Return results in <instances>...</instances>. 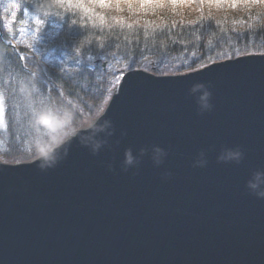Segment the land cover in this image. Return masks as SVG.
Here are the masks:
<instances>
[{
  "label": "water",
  "instance_id": "95a60500",
  "mask_svg": "<svg viewBox=\"0 0 264 264\" xmlns=\"http://www.w3.org/2000/svg\"><path fill=\"white\" fill-rule=\"evenodd\" d=\"M102 110L110 126L52 167L0 160V264H264V199L249 188L264 190V54L129 70Z\"/></svg>",
  "mask_w": 264,
  "mask_h": 264
},
{
  "label": "trees",
  "instance_id": "16d2710c",
  "mask_svg": "<svg viewBox=\"0 0 264 264\" xmlns=\"http://www.w3.org/2000/svg\"><path fill=\"white\" fill-rule=\"evenodd\" d=\"M11 2L21 7L9 31L4 22L11 23V15L4 9ZM142 3L0 0V33L7 42L0 36V160L33 159L35 111L58 105L86 115L102 110L126 71L176 74L183 65L182 74L200 68L196 59L210 65L264 54V0Z\"/></svg>",
  "mask_w": 264,
  "mask_h": 264
},
{
  "label": "clouds",
  "instance_id": "9594fccd",
  "mask_svg": "<svg viewBox=\"0 0 264 264\" xmlns=\"http://www.w3.org/2000/svg\"><path fill=\"white\" fill-rule=\"evenodd\" d=\"M198 67H191L187 69L189 72L199 71ZM193 91H202L200 97L201 108L209 110L211 107L210 97L211 93L203 84L195 85ZM103 110L95 111L92 114L80 113L74 107L55 106L45 107L35 111L32 115V127L35 132V141L33 144L34 159L41 161V167H52L57 162L56 154L58 150L71 139L77 137L80 133L86 130L104 131L105 126H110V122L104 120ZM56 120L62 128H57L55 131L47 126L45 120ZM82 142L91 148L93 153L99 151L102 143L93 140L92 137H82ZM145 153L142 151L141 155ZM166 155L163 149L156 148L154 150V161L157 165L161 164L163 157ZM228 158L238 159L242 154L239 152H229ZM137 162L136 157L133 156L129 149L125 152L124 164L126 167L132 166ZM249 188L258 196L264 199V190L258 184L249 182Z\"/></svg>",
  "mask_w": 264,
  "mask_h": 264
},
{
  "label": "snow or ice",
  "instance_id": "6c2138e0",
  "mask_svg": "<svg viewBox=\"0 0 264 264\" xmlns=\"http://www.w3.org/2000/svg\"><path fill=\"white\" fill-rule=\"evenodd\" d=\"M129 4H131V0H128ZM176 0H173V3L175 4ZM141 7H146L148 6V0H144V3H142L140 5ZM20 4L17 3V2H11L7 5V7L4 9L5 12H10V15H11V23H9V21L5 20L4 22V26L6 28L9 29V31H11V24L12 23H15L16 22V16H17V11L20 9ZM39 23V21H37ZM101 47H103V45H101ZM221 55H224V54H221ZM230 58V57H229ZM209 59H213L211 57H209ZM213 62H215L213 60ZM194 63H199L200 64V70L203 69V68H206L208 67V64L206 63H203L200 59H196L194 61ZM183 65H180L179 67H176L173 71L174 73L176 74H179L183 71ZM199 70V71H200ZM161 74H164L163 72H161ZM203 74H206V73H203ZM45 123L47 124V126L51 129H53L54 131L57 129V128H62V125H60L56 120H49V119H46L45 120ZM78 140V138H76ZM61 152H63V149H60Z\"/></svg>",
  "mask_w": 264,
  "mask_h": 264
},
{
  "label": "rangeland",
  "instance_id": "374dc122",
  "mask_svg": "<svg viewBox=\"0 0 264 264\" xmlns=\"http://www.w3.org/2000/svg\"><path fill=\"white\" fill-rule=\"evenodd\" d=\"M3 113H4V107L2 106V102L0 99V122L2 121Z\"/></svg>",
  "mask_w": 264,
  "mask_h": 264
}]
</instances>
